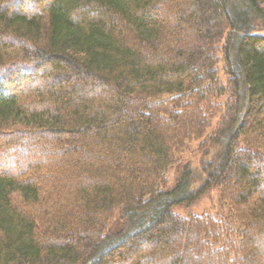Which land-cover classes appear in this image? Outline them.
<instances>
[{"label": "trees", "instance_id": "16d2710c", "mask_svg": "<svg viewBox=\"0 0 264 264\" xmlns=\"http://www.w3.org/2000/svg\"><path fill=\"white\" fill-rule=\"evenodd\" d=\"M262 27L264 0H0V264H264Z\"/></svg>", "mask_w": 264, "mask_h": 264}, {"label": "rangeland", "instance_id": "374dc122", "mask_svg": "<svg viewBox=\"0 0 264 264\" xmlns=\"http://www.w3.org/2000/svg\"><path fill=\"white\" fill-rule=\"evenodd\" d=\"M24 6L25 9V1L22 3V7ZM257 35L264 36V27L260 28L256 32ZM25 74V73H24ZM30 74V73H28ZM27 74V75H28ZM29 81V79H27ZM26 80V82H28ZM29 83V82H28ZM28 83H25L23 85H26ZM29 86V85H28ZM38 84L34 83V87H37ZM199 143L198 142H192L187 147V149L180 154L179 161L183 165L185 162H192L195 167H198L200 165V162L203 158V155L199 152ZM20 152H22V155L26 156L28 155L29 151L27 149H21ZM170 177H171V187L174 184L175 180L177 179V172L176 170L170 171ZM219 208V193L216 189H212L209 193H207L205 196L200 198L195 204L191 206H178L174 209L175 213L180 216H202L204 214H208L211 212L217 211ZM114 230H116L119 227L118 222H114L113 224Z\"/></svg>", "mask_w": 264, "mask_h": 264}]
</instances>
